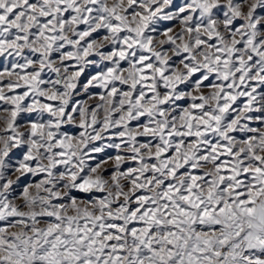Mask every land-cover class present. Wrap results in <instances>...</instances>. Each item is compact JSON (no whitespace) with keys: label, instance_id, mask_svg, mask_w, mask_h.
<instances>
[{"label":"snow or ice","instance_id":"snow-or-ice-1","mask_svg":"<svg viewBox=\"0 0 264 264\" xmlns=\"http://www.w3.org/2000/svg\"><path fill=\"white\" fill-rule=\"evenodd\" d=\"M0 264H264V0H0Z\"/></svg>","mask_w":264,"mask_h":264}]
</instances>
